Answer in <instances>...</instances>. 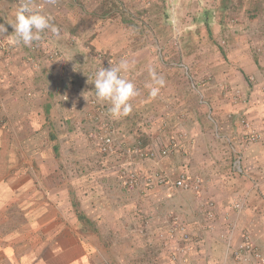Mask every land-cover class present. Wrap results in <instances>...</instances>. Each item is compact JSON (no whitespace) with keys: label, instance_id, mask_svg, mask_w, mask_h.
<instances>
[{"label":"rangeland","instance_id":"obj_1","mask_svg":"<svg viewBox=\"0 0 264 264\" xmlns=\"http://www.w3.org/2000/svg\"><path fill=\"white\" fill-rule=\"evenodd\" d=\"M73 1L76 7L62 0L51 4L40 0L45 4L41 14L51 18L58 32L45 30L31 45L33 54L25 59L24 71L32 72L35 81L20 88V108L0 101V228L9 224L18 228L24 221L66 222L80 227V235L94 242L101 240L98 235L107 239L110 235L104 232L112 224L120 228L114 231L122 236V243L142 244L149 237L152 246L164 242L165 249L169 240L183 238L161 236L173 225L172 218L187 227L179 210H185L192 224L191 230L186 228L190 240L192 234L205 231L201 227L207 229V215L213 212V228L208 230L219 227L221 241L230 235L236 245L247 233L259 247L248 230L251 223L242 222L239 211L233 208L235 212L219 217L222 202L211 197L207 181L240 178L242 146L250 143L246 137L258 141L250 135L258 134L254 121L245 116L264 113V79L259 78V63L264 65V0ZM122 58L130 68L121 75L138 94L130 101L132 111L127 116L113 119L107 106L106 118L114 122L107 129L99 108L105 104L97 102L91 81L100 68L116 65ZM248 65L256 72H250ZM0 76L1 88L5 81L1 69ZM16 79L23 83L21 75ZM148 85L159 89L157 95L150 94ZM31 98H36L41 111L33 120L26 115L27 130L36 127L34 119H44L41 113L47 102L54 107L50 130L31 132L34 137L16 128L7 113L13 107L33 112L28 105ZM51 130L54 141L47 137ZM107 130H111V153L100 141ZM89 132L94 134L88 136ZM170 164L177 165L173 174ZM131 174L139 178L136 188L125 185ZM154 174L167 183L152 189L145 186V178ZM181 175L189 180L185 189L175 186ZM181 199L185 207L176 208ZM77 212L91 225L83 226ZM163 225L167 226L160 230ZM225 227L232 234H226ZM0 234L4 240L9 235ZM19 236L25 240L28 235ZM215 256L218 264L224 262L218 250ZM225 261L239 263L229 254Z\"/></svg>","mask_w":264,"mask_h":264},{"label":"crops","instance_id":"obj_2","mask_svg":"<svg viewBox=\"0 0 264 264\" xmlns=\"http://www.w3.org/2000/svg\"><path fill=\"white\" fill-rule=\"evenodd\" d=\"M62 1L68 7H76L73 0ZM37 4H41L40 0H33V5ZM80 5L81 4L78 6ZM18 7V4L10 0H0V24H4L7 28V32H0V37L8 39L11 43L13 42V46L10 47L6 56H3V54L0 53V69L5 74V81L0 88V101H3L2 103L4 104L7 103L9 106L10 104H13L20 108L23 101L21 99H17L18 92L23 88L22 86L28 87L26 82L30 81L32 83L35 80L33 79L34 75L32 72L28 73L27 70L24 71V67L27 65L25 59L33 54L30 50L31 46H24L23 44L15 43L14 30L6 23L9 20H14L15 11ZM3 63H6L5 66L2 65ZM247 67L250 72H256L257 70L254 66L248 65ZM259 69V78L262 80L264 79V65L259 63ZM19 75H21L23 83H19L16 79ZM197 82L200 84L203 80H201V82ZM227 82L229 84L232 83L230 79H228ZM32 85L33 84H31V86ZM32 87V90H36L37 88L36 86ZM28 105L31 107V111L33 112H28L26 108L21 110L13 107L11 110H8L7 113L11 115L10 118L13 120V124L16 128L19 126V129L28 131V137H34L33 134H35L38 130L42 132L43 130H48L50 128L49 118L52 115L51 110L54 107L52 103L47 102L46 106L43 107V113H41V117L43 116L44 119H34L38 122L36 127L32 125L27 130V128H24L23 124L26 119V115H30L33 120L34 117L36 118V113L41 111L37 105L36 98H31V102L29 101ZM261 105L264 107V102H262ZM245 117L249 119V122L254 121L253 125L255 126V130L258 134L254 133L250 135L258 139V141L256 143L246 137L250 143L242 146V153L240 156L241 164L238 167L240 178L225 179L222 177L221 179H211L207 181V187L211 197L216 201L222 202L221 207L219 208V217H224L227 212H235L231 205L232 201H242L244 203L243 209L237 213L238 215H241V219L243 217L245 220L243 221L242 219V222H247L248 220V222L251 223L248 230L253 241L257 246L264 248V216H262L264 215V113H253L250 116L247 115ZM104 121L106 120L104 119ZM31 132H33V134ZM54 136L55 133L51 130L49 136L47 137L51 138ZM34 140L32 138L31 143L35 145L36 141ZM50 140L54 141L52 138ZM176 167V164H170L169 171H172L173 174ZM8 183L12 182L10 181ZM180 201L176 203V208L179 205L180 209L181 207H185V199H181ZM184 211L180 212L179 210L178 212L184 216L187 227L190 228H188V230H191L192 224L187 219ZM104 212L108 215L107 210ZM193 215L197 216L195 213ZM232 215L234 217V214ZM103 216L104 215L102 213L101 217ZM196 222V224L199 225V219H197ZM30 223L24 221L18 228L14 225L9 226L11 224L8 225V228H0V233L7 232L9 234L5 237V240L0 234V264H126L127 262L129 264V261L130 264H178L171 262L170 255L175 246L178 244L183 245L181 241L169 240L168 242H170V244L167 248H165V250L163 245L161 246V243L165 244L164 242H159L160 244L158 246H152L151 242H149L150 238L148 237V240V238L144 237L142 244L137 243L142 246V251L139 253L137 252L139 247L137 244L122 243V236H118V234L114 231V229L119 231L118 229L120 228H118V226H112V224H108L111 227L106 228L108 232H104L106 236L107 234L110 235L107 236V239H104L102 235H98L97 238L101 240L93 242L84 239L80 235V231L82 229L79 231L80 227L77 225L70 226L66 222L53 225H33ZM87 225L88 224L85 226ZM166 226L167 225H163L158 228L163 230ZM201 228L205 229V231L200 230ZM201 228L200 226L197 227V229L201 231V234H192V249L184 260L180 262V264H218L219 261L215 256V252L217 250L220 256L224 255V262L221 263L228 264L230 261H225V258L228 257L226 243L221 241L219 238V234L222 233L220 228L216 227V230L214 231H210L204 226ZM228 228L230 227H225V233H230L231 229L228 230ZM132 229H130V232H133L131 231ZM122 232L124 233L125 231L123 230ZM20 233L28 235L24 237L25 240L20 238ZM150 233L155 232L150 230ZM37 236H40V239H38ZM115 237L117 238L112 240ZM237 240L239 241V239ZM17 247L19 249L18 252L15 251ZM117 248H119V251Z\"/></svg>","mask_w":264,"mask_h":264},{"label":"clouds","instance_id":"obj_3","mask_svg":"<svg viewBox=\"0 0 264 264\" xmlns=\"http://www.w3.org/2000/svg\"><path fill=\"white\" fill-rule=\"evenodd\" d=\"M49 2L54 3L55 0H49ZM14 3L19 5V1ZM6 23L14 30L15 43L24 46H31L33 42L39 41L41 33L45 30H50L53 33L58 32V29L51 24L50 17L35 10L31 0H22L15 11L14 20H9ZM0 32H7L4 24H0ZM0 40L8 42L6 50L0 49L1 54H6L13 44L2 37ZM129 68V62L122 58L116 65L110 64L109 68H100L96 72L94 80L91 81L94 84L97 102L109 105L108 114L113 119H119L130 114L132 111L130 101L138 94L135 85L121 75L123 72H127ZM149 71L152 70L149 69ZM154 83L162 85L163 81L155 80ZM148 87L152 96L157 95L159 90L157 87L152 85H148Z\"/></svg>","mask_w":264,"mask_h":264},{"label":"built area","instance_id":"obj_4","mask_svg":"<svg viewBox=\"0 0 264 264\" xmlns=\"http://www.w3.org/2000/svg\"><path fill=\"white\" fill-rule=\"evenodd\" d=\"M13 2L19 1V5L21 4L22 0H12ZM35 10L39 11L40 13H43V7L42 5H37L34 7ZM8 42H5L3 40H0V49L1 50H6ZM1 76H0V82H1ZM95 94V93H94ZM96 104V103H93ZM101 108V113L100 114H107L105 111L106 109ZM103 139L102 142V147L104 148L105 152H112L113 150V144H112V138L107 136L101 137ZM169 148L166 150H162L163 155H166L169 152ZM152 156L155 155L154 152L151 154ZM181 180H179L175 186L179 188H187V184L185 181H189L188 178H186L185 175H181ZM167 179L160 174H154L147 176L144 180L145 186L149 188H153L156 184L163 185L167 183ZM129 188H136L139 185V178L135 176V174H131L129 178V182L125 183ZM234 209L236 211H241L243 209V204L241 202H237L234 204ZM215 219L214 213H209L207 215V220L210 221V223L207 225V229H212V223ZM174 220V221H173ZM173 225L169 226L168 230L165 231V233H162L161 236L165 239H173L180 238L182 235V239H179L178 241H181L183 245H177L173 249L170 255V259L172 263H178L182 260H184L186 254H188L192 247H191V240L187 236L186 232V226L183 225L181 222H179L178 218H172ZM232 230V229H231ZM231 232V231H230ZM232 234V233H230ZM225 234L221 235L222 239L224 238ZM230 236V235H229ZM227 236L226 239L224 240L227 246V254L232 256L235 260H237L241 264H264V250H261L259 247H256L252 244L251 242V237L247 233H243L241 235V239L238 241L236 245L232 243V237ZM165 241V240H164ZM168 241V240H167ZM177 241V240H176ZM190 242V243H189Z\"/></svg>","mask_w":264,"mask_h":264},{"label":"trees","instance_id":"obj_5","mask_svg":"<svg viewBox=\"0 0 264 264\" xmlns=\"http://www.w3.org/2000/svg\"><path fill=\"white\" fill-rule=\"evenodd\" d=\"M33 4V3H32ZM33 7H36L37 5H32ZM263 10H264V8H262V12H263ZM49 17V16H48ZM33 43H37V41H35V42H33ZM93 93H95V88H94V92ZM106 105V106H105ZM104 106H103V108H105V109H107V104H105ZM101 107V106H100ZM99 107V108H100ZM109 107V106H108ZM108 113V112H107ZM106 116H107V114L105 115V114H101V117H103V119H106V121H103V123H104V126H105V128H109V129H111L112 128V125L114 124V122H112V121H110L109 120V118H106ZM101 128H103L104 129V127L102 126ZM101 131V130H100ZM99 131V132H100ZM111 131V130H110ZM110 131H108L107 130V132H108V136L109 137H111L112 138V136L110 135ZM98 133V132H97ZM94 134V132H89L87 135L88 136H91V135H93ZM104 133L102 132V135H100V137H104V136H107V135H103ZM52 138V140H54L55 139V137H51ZM104 139V138H103ZM103 139L102 140H100L101 141V145H102V142H103ZM57 151V148H55V152ZM242 204H243V206H244V203L242 202V201H240ZM233 208H234V205L232 206ZM77 217H78V220H79V222L83 225V226H85V224H88V225H90L91 223L89 222V220H88V218H86V216L85 215H83L82 213H79V212H77ZM225 243V242H224Z\"/></svg>","mask_w":264,"mask_h":264}]
</instances>
